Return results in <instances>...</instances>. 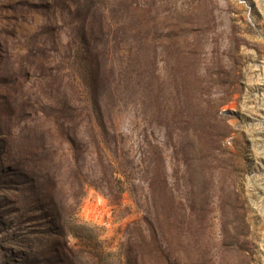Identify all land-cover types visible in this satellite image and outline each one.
<instances>
[{"label": "rangeland", "instance_id": "374dc122", "mask_svg": "<svg viewBox=\"0 0 264 264\" xmlns=\"http://www.w3.org/2000/svg\"><path fill=\"white\" fill-rule=\"evenodd\" d=\"M50 1L0 0V264H165L154 216L175 264H264V0H95L100 68Z\"/></svg>", "mask_w": 264, "mask_h": 264}, {"label": "trees", "instance_id": "16d2710c", "mask_svg": "<svg viewBox=\"0 0 264 264\" xmlns=\"http://www.w3.org/2000/svg\"><path fill=\"white\" fill-rule=\"evenodd\" d=\"M68 0H51L48 4L45 5V10L47 11H58L60 13L64 12L66 9L64 3H67ZM74 5L78 6V9L75 11L77 13L76 20L79 21L81 24V33L79 37L81 38V43L83 44L82 47V60L85 64L89 66H96L100 68L101 61L99 59V54L97 52L99 42L103 41L105 38L106 33L102 29V25L99 24V34L94 36V26H93V19H89L90 11L95 7V0H76ZM89 19V20H88ZM86 25L90 27V36L86 31ZM53 29H48V32H52ZM51 35V34H50ZM89 36V37H88ZM98 37H101L100 39ZM95 81V80H94ZM97 84L94 82V90H93V97L95 106L98 105V92L96 90ZM195 154V152H194ZM196 154H199L198 151ZM153 184H151L152 186ZM159 222V218L157 216L152 217H145L144 222L148 226V230L152 236L153 242L155 243L156 253L157 255L164 261L165 264H175L177 260L176 257H172L171 251H169L168 246L164 244L167 242L165 240V236L163 233L162 225L159 224V228L155 229L154 223ZM137 257L133 254L128 257V264H136Z\"/></svg>", "mask_w": 264, "mask_h": 264}]
</instances>
